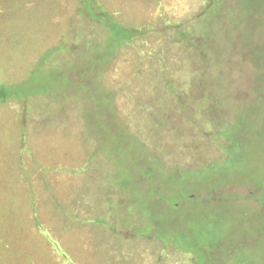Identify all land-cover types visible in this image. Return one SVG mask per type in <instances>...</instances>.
I'll list each match as a JSON object with an SVG mask.
<instances>
[{
	"label": "rangeland",
	"instance_id": "374dc122",
	"mask_svg": "<svg viewBox=\"0 0 264 264\" xmlns=\"http://www.w3.org/2000/svg\"><path fill=\"white\" fill-rule=\"evenodd\" d=\"M211 1L0 0V264H264V0Z\"/></svg>",
	"mask_w": 264,
	"mask_h": 264
},
{
	"label": "trees",
	"instance_id": "16d2710c",
	"mask_svg": "<svg viewBox=\"0 0 264 264\" xmlns=\"http://www.w3.org/2000/svg\"><path fill=\"white\" fill-rule=\"evenodd\" d=\"M91 0H85V5H82L80 8H82V10H79V14L81 15H85L84 17H86L87 19H90L92 21H94L95 23H99L100 25L104 26L106 29H108L109 32H111V34L116 35L115 37H117L118 42L121 44H123L125 42V40L127 39H131L133 38L137 32L132 31V30H125L122 27H120L118 24H116L113 19L107 14L105 13L102 9H97V11H95L92 7H91ZM224 0H212L210 3L211 5H218V6H222L224 7ZM212 6H209L207 8V11L211 8ZM214 8V7H213ZM215 14V13H214ZM223 14V11H222ZM225 14V13H224ZM218 19V18H217ZM216 19V20H217ZM215 20V21H216ZM214 21V19L212 18V22ZM211 22V25L213 24H217V22ZM210 25V26H211ZM208 29L203 30V32H205ZM184 36H186L185 40H186V45H190L191 47H193L194 49L197 48V51L200 50L202 47L207 46V40L208 39H203V34L202 31L199 32L197 35H195L192 32L189 33H184ZM195 45H199V47L195 48ZM117 52V50H116ZM115 52V54H116ZM198 58L200 60V68L196 74V76L193 78L194 79V84L199 83L204 81V79H208L210 76L207 73V67H206V61H208V59L206 60V57H204V54L202 53H197ZM205 59L206 61L203 62ZM90 60V58L88 59V61ZM100 60H102V58H99L97 62H99ZM97 62L94 63V65H91L92 67H96ZM90 65V63H87ZM92 69H89V71ZM209 76V77H208ZM208 77V78H206ZM6 87L7 85H0V103L1 104H6L8 103V101L5 100L6 98ZM23 100V97L20 98V100ZM19 102V101H18ZM20 103V102H19ZM191 198H194L193 196ZM196 198V197H195ZM186 242L193 244L194 240H187Z\"/></svg>",
	"mask_w": 264,
	"mask_h": 264
}]
</instances>
